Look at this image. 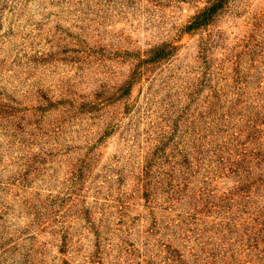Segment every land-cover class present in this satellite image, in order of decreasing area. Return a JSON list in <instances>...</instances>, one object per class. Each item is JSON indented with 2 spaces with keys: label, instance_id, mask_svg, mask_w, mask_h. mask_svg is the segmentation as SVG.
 Wrapping results in <instances>:
<instances>
[{
  "label": "rangeland",
  "instance_id": "1",
  "mask_svg": "<svg viewBox=\"0 0 264 264\" xmlns=\"http://www.w3.org/2000/svg\"><path fill=\"white\" fill-rule=\"evenodd\" d=\"M209 1L0 0V264H264V0Z\"/></svg>",
  "mask_w": 264,
  "mask_h": 264
},
{
  "label": "trees",
  "instance_id": "2",
  "mask_svg": "<svg viewBox=\"0 0 264 264\" xmlns=\"http://www.w3.org/2000/svg\"><path fill=\"white\" fill-rule=\"evenodd\" d=\"M228 0H210L201 8L185 26V33H191L211 24ZM174 47L169 44L153 48L151 51L157 59H164L172 54Z\"/></svg>",
  "mask_w": 264,
  "mask_h": 264
}]
</instances>
